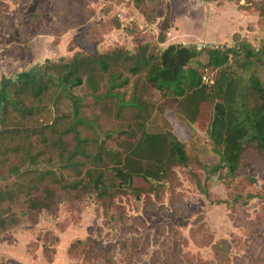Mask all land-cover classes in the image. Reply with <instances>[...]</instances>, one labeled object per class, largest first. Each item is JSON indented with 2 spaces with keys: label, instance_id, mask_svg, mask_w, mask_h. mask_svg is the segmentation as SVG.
<instances>
[{
  "label": "rangeland",
  "instance_id": "obj_1",
  "mask_svg": "<svg viewBox=\"0 0 264 264\" xmlns=\"http://www.w3.org/2000/svg\"><path fill=\"white\" fill-rule=\"evenodd\" d=\"M134 1L0 0V95L4 81H14L46 60L57 63L75 53L100 54L117 47L135 52L143 45L158 52L170 45L199 49L202 53L191 68L214 81L220 71L205 67L207 51L238 49L243 42L258 50L264 42V22L252 23L250 17L234 11L238 10L234 3L137 0L140 9H136ZM249 1L258 5L261 0ZM119 22L124 27L118 30ZM238 26L240 36L226 38ZM162 34L165 41L158 44ZM231 71H237L233 64ZM87 93L76 91L92 122L80 131L90 143L89 151H122L126 136L119 131L126 129L129 114L114 120ZM146 99L157 109L161 104L155 91H148ZM43 109L28 126L52 121L55 112L47 106ZM212 109L213 104L201 103L191 126L174 110L152 114L147 133H172L192 163L176 169V181L166 184L163 192L135 179L134 185L143 189L139 198L125 190L112 202H100L93 193L84 195L80 203L70 202L58 193L53 175H47L51 171L68 182L75 180L70 170L62 169L66 154L35 145L34 152L46 153L39 164L21 168L19 179L0 180V188L12 197L0 207V216L18 221L0 231L2 236L8 230L0 248L1 264H264V161L251 159L234 179L225 171L217 173L218 159L207 136ZM64 111H69L66 106ZM74 161L94 165L92 160ZM15 162L11 156L7 165ZM41 172L46 174L44 180ZM32 184L38 185L30 191L34 200L43 196L44 187L57 191L53 211L21 216L29 202L24 193ZM87 239L96 241L107 255L97 259L93 254L88 260L82 247L68 253L73 243Z\"/></svg>",
  "mask_w": 264,
  "mask_h": 264
},
{
  "label": "trees",
  "instance_id": "obj_2",
  "mask_svg": "<svg viewBox=\"0 0 264 264\" xmlns=\"http://www.w3.org/2000/svg\"><path fill=\"white\" fill-rule=\"evenodd\" d=\"M217 3H234L238 10L255 14L258 25L264 22V0L258 5L249 0H217ZM132 5L140 9L137 0ZM143 17L149 20L146 15ZM167 25L166 22L163 32ZM122 27L120 22L116 25L118 30ZM237 36L240 34L233 35ZM158 40V44H163L165 36L160 35ZM201 53L199 49L181 45H170L160 52L148 45L135 52L120 47L100 54L79 52L57 63L46 60L16 80L4 81L0 95V180L5 176L19 179L21 168L38 165L41 157L46 156L41 149L34 152V146L40 145L66 154L62 169L70 170L75 180L68 182L51 171L47 175H53L58 193L72 203H80L91 193L100 202H112L125 190L139 198L143 189L134 185L135 179L163 192L166 184L176 181L175 170L188 168L192 161L172 133L149 134L146 124L155 111L174 110L191 126L196 121L198 106L204 102L213 104L207 136L218 159L217 173L225 171V176L234 179L251 159L264 161V42L258 50L243 42L238 49L207 51L205 67L220 71L212 85L203 84L201 75L191 68V62ZM175 58L182 66L176 75ZM230 61L237 71H231ZM82 89L87 90L101 112L106 115L111 112L114 120L129 114L126 129L119 131L126 136L122 151H89L90 143L80 134L84 126L92 123L84 113L82 98L76 95ZM148 91L160 95L158 109L146 99ZM46 106L55 112L52 121L28 126V121ZM11 156L16 162L8 166ZM76 158L92 160L90 163L94 165L86 167L84 162L74 161ZM40 175L44 180L46 174ZM31 186L24 193L29 202L21 216L53 211L57 191L44 187L43 196L34 200L30 191L37 190L38 185ZM11 199L10 193L0 188V207ZM17 223L0 216V231ZM79 247L85 249L88 260L93 254L97 259L107 255L93 239L73 243L68 253L73 254Z\"/></svg>",
  "mask_w": 264,
  "mask_h": 264
},
{
  "label": "crops",
  "instance_id": "obj_3",
  "mask_svg": "<svg viewBox=\"0 0 264 264\" xmlns=\"http://www.w3.org/2000/svg\"><path fill=\"white\" fill-rule=\"evenodd\" d=\"M227 4H228V3H227ZM229 4H230V3H229ZM209 5H210V4H209ZM219 8H221V7H219ZM234 11H236L237 13H240V14H243V15H246V16L250 17L252 23H257V22H258V18H257V16H256L255 14H249V13H246V12H240V11L237 10L236 7H235ZM240 28H241V26H238V28H235L234 30H231L230 32H228L226 38H227V37H230V36H232V35H234L235 33H239V34H240ZM214 41H215V40H213L212 42H214ZM16 227H18V226H16ZM7 231H8V230H7ZM7 231H6V234H3L2 236L0 235V248L3 247V245H2V241L6 240ZM1 263H2V260H0V264H1ZM10 263H11V261H6L5 264H10Z\"/></svg>",
  "mask_w": 264,
  "mask_h": 264
},
{
  "label": "water",
  "instance_id": "obj_4",
  "mask_svg": "<svg viewBox=\"0 0 264 264\" xmlns=\"http://www.w3.org/2000/svg\"><path fill=\"white\" fill-rule=\"evenodd\" d=\"M180 66L181 65H180L178 59L175 58V66H174V73H175V75H176V73H177V71H178V69H179Z\"/></svg>",
  "mask_w": 264,
  "mask_h": 264
},
{
  "label": "built area",
  "instance_id": "obj_5",
  "mask_svg": "<svg viewBox=\"0 0 264 264\" xmlns=\"http://www.w3.org/2000/svg\"><path fill=\"white\" fill-rule=\"evenodd\" d=\"M202 83L205 84V85H212L213 84V81H210V80H206L202 77Z\"/></svg>",
  "mask_w": 264,
  "mask_h": 264
}]
</instances>
